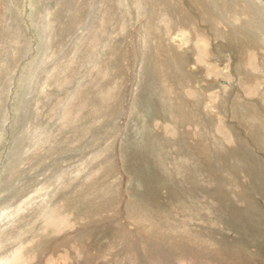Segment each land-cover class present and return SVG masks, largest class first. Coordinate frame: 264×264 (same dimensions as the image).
Masks as SVG:
<instances>
[{
  "label": "rangeland",
  "instance_id": "1",
  "mask_svg": "<svg viewBox=\"0 0 264 264\" xmlns=\"http://www.w3.org/2000/svg\"><path fill=\"white\" fill-rule=\"evenodd\" d=\"M15 1L22 4L21 0ZM28 1L30 2V0ZM42 1L44 6L40 8L39 12L44 16L48 13V16L52 18L53 30L51 32L53 31V37L56 38V41L54 40V43H52L53 49L56 51L53 57L58 59L63 54L61 49L66 45L69 46L68 42L77 37L81 22L86 19V14L94 6L95 1L97 7L91 16L97 14V11L101 12L98 16H95L100 32L94 34V45L90 46L93 40L89 35L83 37L84 43L82 47H79L78 58H72V65L67 67L66 75L58 78L57 83L54 80L55 76L51 77L50 80H54V82L51 83L47 80L44 86H40L36 92L33 90L34 86L32 85L33 92L31 95L34 94V98L28 96V89L24 88L25 92L22 89L18 90L21 92L19 96L25 97L24 102L27 105L24 111L21 108L18 112L15 111L18 121L16 119V121L11 120L15 131L11 129L10 134L6 135L5 145L10 144L9 147H11L16 138L22 134L24 128L29 129V124L32 125L33 130L45 131L50 122V118L47 117L50 109H55V120L57 121L55 123L54 120H51L49 123L50 125L53 124L52 133L55 134L53 140L45 138L39 142L37 138H32L34 140L32 143L33 150L29 155L36 158V152L40 151L42 157L40 159L42 164L39 165L36 173L41 176V170L44 167L47 168L46 173L43 170L45 176L41 178L42 182L41 180L38 181V185L35 183L36 186L33 189L40 187V184L43 186H45L44 184L48 185L49 182L55 184L56 179L65 178V175H67L64 171L66 165L73 164L77 160H84L89 152L93 151L95 147H100L104 140H107L109 131L118 124L113 122L114 119L121 120L120 118H122L121 112H117L115 106L119 103V106L123 107L125 103L122 101L126 98L125 92L127 89L131 92H137V99L140 103L152 106L149 120L154 123L162 122V125L158 126L160 132L157 133L163 134L165 137L157 134L155 141L159 142L158 145L153 144L149 148L139 151L140 153H137L136 147L131 148L128 144L125 159H121V156L119 157L117 153L121 149V145L117 142L119 138L116 137L114 140L112 137L104 143V146L106 144V147L110 149L106 151L108 153L96 160L91 156L84 164L89 167L82 171L80 177L76 179L78 181L75 185L72 184L73 182L71 183L70 179H65V184L59 189L62 193L59 194V198L57 195L55 198L60 202L67 194L70 195L76 191L79 194L78 200L74 201L70 207L58 208L61 209L63 214L69 215L71 225L75 226L72 231L64 233L72 232L70 238L73 237L74 239L71 240V244L74 243L81 249L78 250L77 257L73 258L72 262L66 259L64 264H88L85 256H91L90 250L93 253L99 251L101 244L105 242L106 246L101 250L102 252L109 251V256L98 254L101 260L97 264H114V257L111 259L110 249L107 246L111 241L109 236H113L112 239L117 241L113 250L130 248L128 252L129 259L118 260L117 264H264V149L253 140L255 134L247 129V125L244 124V121L247 120H244L243 117L239 120L240 115L235 113V107L232 105V99L235 98L238 91L237 96L240 95L239 98H249L241 92V87L247 92L253 89L256 82L263 84L260 76L262 70L258 67L261 64V59L264 60V45L258 41L252 43L247 35L240 33L239 36L245 38L246 41L242 42L237 36L232 40L227 38L228 49L224 52H217L215 49V36L211 35L213 29L210 21L205 22L203 19L198 18L196 14L188 11L184 3H180L179 0H156L157 4L154 5V8H156L159 18L155 20L162 22L161 25H164L162 28L163 33L160 35L158 31L157 36L159 38L167 37L170 41L175 38L172 35L175 27L181 32H188L189 27L186 28L187 25L191 23L193 26L195 25L194 27L198 33L207 38L209 53L212 54L211 58L214 55V60L212 59L211 62L207 58L208 63H212L214 66L213 74L215 76L221 75L220 79L222 80L219 83L218 80L213 81L207 78L205 73L201 72L203 68L200 69V65L195 64V55L199 44L196 45V50L190 47L187 50V56L177 52L174 47L172 49L169 47L171 53H166L168 47H165L164 40L163 43L155 44L147 36L146 41L151 40V43L149 41L145 43L148 51L150 49L157 50V53L161 54H158L159 57L165 58V61L169 63L167 70L170 72V76L153 70L157 80L161 81L166 87L162 89L165 93L164 96L162 90H160L161 86L157 87L153 84L155 80H152L154 77L150 70V60L146 57L144 61L145 51L143 54L144 67L139 70L138 74L134 75L135 78L132 76L130 79V73L126 68L128 58L126 57L127 59L124 60V56L127 55L128 29L124 26H131L132 18H129V11L132 12L134 7L139 10L140 5L133 3L132 0H112L115 2V4H112L113 6L111 0ZM119 1H124L121 11L118 5ZM128 1L130 2L129 5ZM153 1L155 3V0ZM193 1L188 0L190 6L192 5L189 7L190 9H195V4H197ZM1 3L5 4L7 9L3 15L0 11V71L2 65L3 70L10 72V67L14 66L16 68L17 59L15 60L13 57V48L9 40L15 36V23L20 19L19 15L17 17L12 14L14 13V9H11L13 7L12 0H1ZM46 6L49 9L44 14ZM196 12L198 13L197 10ZM212 12L211 19L215 15L218 17L214 11ZM177 17L180 18L179 22H176ZM42 20L43 17L40 24H42ZM174 21L175 24H173ZM28 22H30L29 19ZM5 23H7V26ZM33 29L31 28L34 42L39 44L40 37L36 35ZM191 30L195 33V30L192 28ZM194 33H190L187 39H183V43L189 42V46L190 44L194 45ZM18 35L16 43H24L30 38L24 32ZM182 35H180L181 38H183ZM256 35L258 36V34ZM60 42L62 43L59 47L58 43ZM252 51L256 52V56H251ZM165 54L169 60L164 56ZM169 55H172V58ZM250 56L254 67L249 63ZM220 58H223V60H220ZM23 60H25V57ZM228 65H230V68H228ZM238 66H240L239 75L244 77L243 82L240 79L230 81L228 74L238 72ZM224 67L225 70H221ZM35 73L39 75L40 71L36 69ZM36 75L29 78V80L35 81ZM42 75H44L43 72ZM44 78L47 79L45 76ZM60 79H65V81L63 82ZM211 82H214L215 85L211 86ZM42 90L43 93H41ZM220 90L224 92L222 100L225 105L217 104L221 100L212 103L209 99L210 94L222 93ZM188 91L193 92V94H189ZM168 95H172L174 101L170 114H165L162 104ZM14 97H16V94L12 95L13 105L16 104L13 100ZM213 98L218 99L219 97L214 95ZM257 98L258 96L254 97V99ZM51 99H53L52 104L47 105L46 102ZM133 99L134 96L130 101ZM198 102L205 120H211L208 133H205L203 124H200L203 117L190 107L197 106ZM19 104L21 105V101ZM211 105H215L214 108H211ZM252 106L257 114L258 105L252 104ZM223 107H226L227 110L222 111ZM237 108L240 110L243 107L238 105ZM250 110L252 111V109ZM176 112L179 113V116H182L180 121H178L179 116H176ZM171 114L174 116H170ZM63 115H65V118H63ZM60 118L63 119V122L58 121ZM57 125L59 126L58 130ZM166 125L168 129H166ZM141 126L143 125H140V129ZM160 126H163V128ZM163 130L167 134L169 132L168 136ZM112 135L115 136V132ZM118 135L119 133H117ZM228 136L231 137L230 141H226ZM130 137L131 140H134V131L132 130L128 134L129 139ZM22 138H19L20 145L27 144L28 147L31 146L29 135ZM122 145L125 146L124 142H122ZM113 146L115 153H113ZM208 146L214 151L211 154H216L220 159H218L219 157H213L209 165H202L199 159H202L201 157L205 158V155L206 157L210 155L205 152L208 151ZM151 147L154 148L151 149ZM5 150L7 155L8 148H5ZM23 150L24 147L20 149L18 159H24ZM221 153H225V155ZM256 153L261 157L260 160L255 159L256 165H254L252 162ZM135 156H137V160ZM127 158L128 160H126ZM47 159L50 160L51 165H49ZM156 159L161 160L157 161ZM119 163H121V167L117 168ZM2 165L3 160L0 161V167ZM127 166L130 170L127 169ZM132 166L135 171L132 170ZM192 167L196 169V173L189 171L192 170ZM162 168H165L167 172L163 171ZM167 168L168 170H166ZM200 168H202V171H200ZM130 171L145 185L143 192L140 194V191H138V194L142 198H152L157 205L162 203L164 210L170 215L172 223L175 222L177 225L181 223L180 225L184 228H191L195 234L193 244L188 245L186 242L188 246L184 245V239L174 243L170 236L171 233H168L169 235L165 234L163 241L161 238L151 236L154 241L162 242L158 244L159 246H155V244L148 246L147 243H141L139 234L133 231L135 239L141 245L138 250L134 241L127 240L125 235L129 230L122 231L124 225L122 215L129 210L128 205L130 202L136 200V197H130V193L135 192L137 189V180L135 186H133L134 188L132 187L133 190L129 188L127 172ZM29 176V174L24 176L22 183L25 179L29 180ZM193 176L195 182L190 180ZM124 178L127 181L125 184ZM162 179H168L169 183L165 185L161 181ZM31 185L32 183L28 186ZM81 186L84 189L79 190L78 187ZM47 189H50V186H47ZM10 196H8V200ZM81 196L82 198H80ZM14 197L10 199L14 200ZM154 219H157L160 224L162 223V226L168 225L167 221L160 220L159 217ZM104 226L107 229L98 235L99 237L94 235L95 231L104 230ZM113 227L116 235H113L114 232L108 229ZM32 230L33 228L30 227L25 229L27 236L23 242H27L35 235L37 237L42 236L40 232L34 234ZM48 236L47 239H44L45 242H38L33 249L31 248L26 262L32 261L31 264L39 262L38 251L45 252L43 253L45 258L53 256L56 259V255L62 251V248H68L66 249L68 251L71 249V244L69 246L63 244L65 242L55 237L56 235L50 229ZM199 237L205 238V246L203 243L201 244V241L199 242ZM147 238L150 239L148 235ZM168 238L172 243L169 242ZM47 240L49 241L47 242ZM124 241H127V243L124 244ZM90 242H93V244L88 246ZM180 246L183 248L181 251ZM149 247L152 250L148 251ZM150 255H153V257ZM124 256L120 255V257Z\"/></svg>",
  "mask_w": 264,
  "mask_h": 264
},
{
  "label": "bare ground",
  "instance_id": "2",
  "mask_svg": "<svg viewBox=\"0 0 264 264\" xmlns=\"http://www.w3.org/2000/svg\"><path fill=\"white\" fill-rule=\"evenodd\" d=\"M95 2H94V6L91 7V10L89 11L90 13L88 12V14H86V19H84V21L81 22V26L79 27V31L76 35L77 37L76 38L74 37L75 39L72 38L68 42L69 46L68 45H66L65 47L62 46L63 48L61 49V52H63V54L58 59L56 57H53L56 51L55 49H53L52 43H54V40L56 41V38L54 39L53 31L51 32V30H53L52 24H51L52 18L48 16V13L44 16V15H41L39 12L40 8L44 6L43 1L42 0H30L29 2L28 0H21L22 4H20L18 1L12 0L13 7H11V9H14V13L12 14L17 17L19 15L20 20H18V22L15 23L16 24V26L14 27L15 36H13L11 40H9L10 45L13 48V57L15 60L17 59L16 68H14V66L10 67V72H8L6 70H3L2 65H1V71H0V161L3 160V165L0 167V254H1L0 264H24L27 261V257H29V251L31 250V248L33 249V247L37 245L38 242H42L44 241L45 238L47 239L49 237L48 236L49 229L53 231V233L56 235L55 237L65 242L63 244L67 246L71 244V240L74 239L73 237L70 238V236L72 235V232L67 233V234L65 233L72 231L73 227L75 226L71 225L72 223L69 221V215L63 214L61 209H59L58 207L60 208L70 207V205L73 204L74 201L78 200L77 197H79V194H77V191L70 195L67 194L64 196L65 198L62 199V201L60 202H58L55 197L57 195V197L59 198V194L62 193L59 189H61L63 185L65 184L64 183L65 179H70L71 183L73 182L72 184L75 185V183L78 181V180L76 181V179L80 177L82 171H84L85 169L89 167L87 165L85 166L84 164L91 156H93L94 160H96V159L101 158L103 155H106V153H108L106 151H108L109 148L106 147V144L104 146V143H106V141L112 139V137L114 138V140L116 139V137H118L119 140L117 142L121 145V149L117 153L119 157L121 156L120 157L121 159H125L127 156L126 147L128 146V144H130L129 146H131V148L136 147V151L138 153L142 149L149 148L153 144L158 145L159 142L157 143V141H155V137L157 134L162 135L164 137L163 134L157 133V132H160L158 126L160 124L162 125V122L159 121V122L154 123L149 120L150 111L152 109V106L150 104L145 105L143 103H140V101H138L137 99L138 98L137 92L136 91L131 92L129 89H127V91L125 92L126 98H124L122 101L125 103L123 107H120L119 103L115 106V109L117 110V112L120 111L121 116H122V118H120L121 120H118L117 118L114 119L113 122L118 123V124L114 126L112 130L109 131V137L114 132H115V136L112 135L110 138L108 137L107 140L105 139L104 142L101 144V146L95 147L93 151L87 154L84 160H77V162L73 164L70 163L69 165H66L67 167L64 169V171H66L67 175H65V178L63 179L62 178L56 179L57 181L55 180L56 181L55 184L54 183L51 184L50 182L48 183V185L44 184L45 186L40 184V187L33 189V187L39 184L38 181L41 180L42 182L41 178L45 176V173L47 172V168L45 167L43 168L45 173L43 170H41V176L38 175L36 173V170L38 169L39 165L42 164V162L40 163V159L42 158L40 156V151L36 152L37 153L36 158L29 155L31 154L33 150V145H32V143L34 142V140L32 139L33 137L37 138L39 142L44 140L45 138H48L50 140H53L55 138V134L52 133L53 124L52 125L49 124L51 120H54L55 123H57V121L55 120V109L49 110V115H47V117L50 118V122L48 123L46 127L47 129L45 131L33 130L32 125L29 124L30 125L28 126L29 129H27V127L24 128V131L22 132V134L18 138H16V140L14 141L11 147H9L10 144L5 145L6 135L10 134L11 129L12 131H15L14 127H12L13 123L11 120L14 119L13 121H16V120L18 121V117L16 116L15 111L18 112L20 108L22 109V111H24V108L27 105L24 102L25 97L19 96L21 92H19L18 90L22 89V91L25 92L24 88H26L28 89V92H29L28 96L34 98L33 96L34 94L31 95L33 90L35 92L38 91V88L40 86L43 87L44 84L47 82V80L51 81V83H53L55 80L57 83L58 78L66 75L67 67L72 65V58L73 57L78 58V55L80 53L79 47H82L84 43V39H83L84 36L89 35L90 38L93 40V43H91L90 46L94 45V40H95L94 34L97 32H100L98 25H97V19L95 20V16L96 15L98 16L101 12V11H97V14H94L91 16L95 8L97 7V5H95ZM132 2L137 3L138 6L139 5L140 6H139V10H136V7H134L132 12L129 11V16H130L129 18L130 19L132 18V21H131L132 24L131 26H124V28L128 29L127 55L124 56V60L128 58L127 60L128 64L126 65V68L128 72L130 73L129 74L130 79L132 78V76L134 77L136 73L138 74L140 69L142 70V68L144 67L145 58L147 57V59L150 60V63H149V65H151L150 70L154 77V79L152 80H155V83L153 84H155V86L157 87L161 86L160 90L166 88L161 81L157 80V76L155 72L158 71L161 74H167V76H170V72H168L167 70V66L169 63L165 61V58L159 57L158 54L160 53H157V50L150 49V51H148V47H146V44H145L147 41L151 43V40L155 44H160V43H163V40H164L165 47L166 48L168 47V49H166V53L167 52L171 53V51L169 50V47L171 49L174 47L177 50V52L183 55H186V56H187L186 54L187 50L190 47L196 50L195 47L196 45L199 44V48L196 47L197 53L195 55V60H196L195 64L197 66L200 65V69L202 67L203 70H205V72H203V70L201 69V72L205 73L207 78H210L213 81L218 80V82L221 83L222 81L220 79L221 75L215 76L213 74V68H214L213 64L208 63L207 61V58H209L211 62V60L214 57L213 55L211 58L212 54L209 53L207 38L204 35L198 33L197 29L194 27L195 25L193 26L192 23L190 25H187L186 28L189 27L188 32H181L180 30H177V28L175 27L172 32V35H174L175 38L170 41L167 37L159 38L157 36V32L159 31L161 35L163 33L162 28L164 27V25H161L162 22H157L155 20L156 18H159L157 10L156 8H154V5L157 4L156 0H155V3L153 0H136V1L132 0ZM179 2L184 3L185 8L188 11L196 14L198 18L203 19L205 22L210 21L211 28L213 29V32L211 33V35L215 36V42H216L215 49L217 52L219 51L224 52L226 49H228L227 38L232 40L236 38L235 36H237L239 39H241L242 42H244V40L246 41L245 38H243L242 36L241 37L239 36L240 33L247 35L249 38V41H251L252 43L254 41H258L264 45V0H194L193 3H197L195 4V9L198 11V13L196 12L194 8L193 9L189 8L192 5L190 6V4L188 3V0H179ZM129 3L130 2L128 1V5ZM112 4H115V2L111 0V5ZM123 4H124V1L118 2L120 11H121V7L124 6ZM6 9H7L6 5L1 3V0H0V11L2 15L5 13ZM48 9L49 7L46 6V8L44 9V14ZM211 10L214 11L215 14L218 15V17H216L215 15V17L211 19V17L213 16V12ZM42 17H43L42 24H40ZM28 19L30 20V22H28ZM179 20L180 18L177 17L176 22H179ZM5 24L7 26V23ZM173 24H175V21ZM31 28H34L33 30L35 31L36 35H39L40 37L39 44L37 42H34V39H33L34 37H33ZM191 28L195 30V33L192 32ZM92 29L93 31H91ZM23 32L29 35L30 38L24 43H16V41H18L17 39L19 36L18 34H22ZM190 33H194L195 43L194 45L190 44L189 46V42L183 43L184 42L183 39H187ZM256 34H258V36ZM180 35H182L183 38H181ZM147 36H149L151 40L148 39L146 41ZM62 42L58 43L59 47L61 46ZM59 47H56V48H59ZM29 50L30 52H28ZM144 51H145V54H144ZM143 54H144V61H143ZM164 56H166V54ZM251 56H256V52L252 51ZM251 56L249 57V63L251 64V66L254 67L251 61ZM24 57H25V60H23ZM169 57L172 58V55H169ZM220 60H223V58H220ZM205 66H206V69H205ZM240 66H238L237 68L238 72L236 73L233 72L232 74L230 73L228 74L230 81H238L240 79L243 82L244 77L243 76L241 77V75H239ZM228 68H230V65H228ZM258 68L262 70L260 71V76L262 78L263 84L261 85L260 82H256L255 85H253V89L247 92H245V89L241 87L240 88L241 92L244 94V96L245 95L249 96V98L248 97L243 98V99L239 98L240 95L237 96L239 93L238 91L235 98L232 99V105L235 107L234 108L235 113L237 115H240L239 120H241L242 117L244 118V120H247V121H244V124L247 125L246 126L247 129H249L255 134L253 136V140L257 142L258 144H260V147L264 149V86H263L264 85V60L261 59V64ZM36 69L40 71L39 75H36L35 73ZM259 69L257 70L259 71ZM153 70H155V72ZM221 70L224 71L225 67L222 68ZM42 72L44 75H42ZM35 75H36L35 81L32 79L29 80V78L34 77ZM236 75L238 78L236 77ZM44 76L47 79H45ZM54 76H55V79L50 80L52 79L51 77H54ZM4 79H5V82H4ZM60 80H62L63 82L65 81V79H60ZM134 83L136 84V82ZM196 83L198 84V82ZM32 85L34 86L33 90H32ZM214 85L215 83L211 82V86H214ZM134 89H135V85H134ZM41 93H43V90ZM162 93L165 96V93L163 90H162ZM188 93L193 94V92L191 91H188ZM14 94H16V97H14L13 99L16 102L15 105H13L12 103V95L14 96ZM223 94H224L223 91L222 93L210 94L209 99L212 103L217 100H221V102H218L217 104L225 105V103L222 100ZM214 95H218L219 98L214 99L213 98ZM132 96H134V99L136 97L135 101L134 99L130 101ZM256 96H258V98L254 99V97ZM20 101H21V105L19 104ZM173 101H174V97H172V95L166 96L165 99L163 100L162 107H163V112L165 114L166 113L170 114V109L172 107ZM52 102H53V99L49 100L46 103L47 105H49V104H52ZM251 103L254 104L255 106L258 105L257 114L254 112L253 106ZM259 103L261 104L259 105ZM141 104L143 106L142 108H141ZM238 105L243 107L242 109H240L241 111L237 108ZM199 106H200V103L198 102L197 106H190V107L195 109V111H197L199 115L203 117V120H200V124H203V130L205 131V133H208L211 120H205L204 115L201 114V109ZM214 106L215 105H211V108L212 107L214 108ZM250 109H252V111ZM221 110L225 111L227 109L226 107H223ZM181 114L183 115V113ZM257 115L259 118L257 117ZM170 116L173 117L174 115L171 114ZM176 116L177 117L179 116L178 112H176ZM219 117L222 118L223 116H219ZM63 118H65V115H63ZM181 118L182 116H179L178 121H180ZM58 121L63 122V119L60 118ZM140 125H143L141 126V129H140ZM58 127L59 126L57 125L56 127L57 130L59 129ZM160 127L163 128V126H160ZM255 128H258V129L256 130ZM166 129H168L167 125H166ZM131 130L134 131V140H131L132 136L130 137V139L128 138V134L130 133ZM117 133H119L118 136H117ZM165 134L167 133L165 132ZM27 135H29L31 146L28 147L27 144H23V146L20 145L19 138L23 139L22 137L27 136ZM124 137L125 139H123ZM227 138L228 140L226 141L231 140V137L228 136ZM122 142H124L125 146L122 145ZM168 142L170 141L168 140ZM23 147H24L23 154L25 155V157L24 159L23 158L18 159L20 156V149H22ZM5 148H8L7 155L5 154L6 150L4 151ZM153 148L151 147V149ZM208 148H209L208 151H205V152L209 153L210 155L207 157L205 155V158L201 157L202 159H199L202 165H209L210 160H212L213 157H217L216 154H211L214 152L213 149L209 146ZM113 153H115L114 146H113ZM45 155H47V153H45ZM223 155H225V153ZM260 157L261 155L256 153V156L253 157L252 163L256 165L255 159L257 158L258 160H260ZM135 158L137 160V156H135ZM218 159H220V157ZM218 159H217V162L219 161ZM47 160L49 161V165H51L50 160L49 159ZM126 160H128V158ZM156 160L158 161L161 159H156ZM161 165L163 164L161 163ZM119 167H121V163L117 165V168ZM165 168H162L163 171H165ZM127 169L130 170L129 166H127ZM201 169L202 168H200V171H202ZM132 170L135 171L133 166H132ZM166 170H168V168ZM195 170L196 169H193L192 167V170L190 169L189 171L195 172ZM260 170H261V167H260ZM127 173L129 176L128 184L131 190H133L134 188L133 186H135L134 184L137 180L136 191L133 193H130V197L131 198L136 197V200L130 202V204L128 205L129 210L125 214L122 215V218L124 220L122 231L129 230V232L127 231L125 235L127 240L131 239L132 241H134L135 247L138 250V248H140L139 246L141 245L139 241L135 239L133 235V231H136L139 234L140 237L139 236L138 237L141 238L139 239L140 242L147 243L148 246H152L151 244H155V246H159L158 244L161 243V241L159 242L154 241L151 238V236H153V238H161L162 240H164L165 239L164 235L165 234L169 235L168 233H171L170 236L174 240V243L175 241L177 242L178 240L180 241L181 239H184L185 240L184 245L193 244V242L195 241V234L194 232H192L191 228L186 229L182 225H180L181 223L178 225L175 224V222L172 223L170 215L167 213V211L164 210L162 203H159L157 205V203L155 204V201H153V199L150 197L142 198L140 194L144 190L143 189L145 187L144 183L140 179L132 175L131 171ZM27 174L30 175L29 180L25 179L24 183H22L23 177L27 176ZM168 179H162L161 181H163V183H165L166 185L167 183H169ZM190 180L191 181L193 180L194 182L196 181L194 176L191 177ZM126 182H127L126 178H124V184ZM30 183H32V185L28 186ZM44 183H47V182H44ZM47 186L48 187L50 186V189H47ZM82 188H83L82 186L78 187L79 190H82ZM138 191H140V194H138ZM12 194H14L15 197ZM9 195H11L10 198L14 197V200L10 198L8 200L7 198ZM80 198H82V196ZM104 209H108V208H104ZM158 217L160 218V220L167 221L168 225L162 226V223L160 224L157 221V219L156 220L154 219ZM29 227L33 228L32 231L34 234L37 232H40L42 236L37 237L35 235L32 237V239L28 240L27 242H23V240L27 236V233H25V229ZM103 229L104 230L99 229L95 231L94 235L99 237L98 235H100L103 231L107 229L106 226H104ZM108 229H111V231L114 232L113 235L115 234L114 227L108 228ZM147 235L150 237V239L147 238ZM89 237L91 236L89 235ZM112 237L113 236H109L111 241L107 244V246L110 249L111 259L112 257H114L113 258L114 264H117L118 260L129 259L128 252L130 248L126 247L125 249L118 248L116 250H113L117 241L116 240L114 241ZM48 241L49 240H47V242ZM200 241H201V244L203 243V245L205 246V243H206L205 238L199 237V242ZM123 243L126 244L127 241H124ZM92 244L93 242H90L88 243V246ZM105 246H106V242L104 244H101V249H103ZM181 246H180V251L181 249L183 250ZM70 248L71 249L69 251L66 250L68 248H62V251L56 255L57 256L56 259H54L53 256L45 258V254H43L45 252L38 251L37 253L40 258V261L35 262V264L37 263L38 264H64L66 259L72 262V259L77 257V252L81 248L74 245V243L70 245ZM101 249L94 253L90 250L89 253L91 256L89 255L85 256L86 263L88 264L99 263L101 258L98 257V254L102 256L104 255L109 256V251L102 252ZM85 250L87 249L85 248ZM149 250H152V249H150L149 247L148 251ZM151 253L153 252L151 251ZM69 254H71V256H69ZM120 255H123V256L125 255V256L120 257ZM151 257H153V255ZM31 263L32 261L26 262V264H31Z\"/></svg>",
  "mask_w": 264,
  "mask_h": 264
},
{
  "label": "crops",
  "instance_id": "3",
  "mask_svg": "<svg viewBox=\"0 0 264 264\" xmlns=\"http://www.w3.org/2000/svg\"><path fill=\"white\" fill-rule=\"evenodd\" d=\"M161 240H162V239H161ZM162 241H163V240H162ZM162 241H161V242H162Z\"/></svg>",
  "mask_w": 264,
  "mask_h": 264
}]
</instances>
